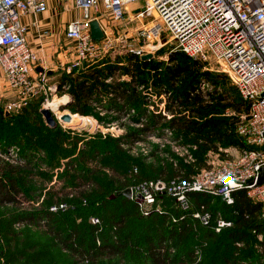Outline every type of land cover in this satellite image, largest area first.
Segmentation results:
<instances>
[{"label": "trees", "instance_id": "1", "mask_svg": "<svg viewBox=\"0 0 264 264\" xmlns=\"http://www.w3.org/2000/svg\"><path fill=\"white\" fill-rule=\"evenodd\" d=\"M205 66L204 61L180 50L171 51L167 62L154 58L144 60L135 52H131L115 61L105 59L98 64L64 74L60 77L58 90H63L64 86L68 87L71 99L67 107L81 115L91 114L98 117V112L92 110L93 106L117 111L118 115L127 113L129 109L136 110V114L130 119L143 125L137 129H129L124 135L113 139L118 149L122 143L132 144L140 139L141 135L155 133L162 121H166L162 124V129H175L178 139H183L185 144H194V160L186 162L184 158L172 156L171 161L161 164L164 158L157 156L159 165L145 166V170H151L155 176H145V172L130 173H133L140 183L153 178L166 181L177 177L191 179L200 170L210 168L208 153H218L222 147L228 145L255 147L247 144L244 137L237 132L240 114L249 111V102L241 95L237 98L230 94V90L219 88L225 78L229 77ZM119 75H128L129 78L122 79ZM109 77L113 78L111 82L106 81ZM149 77L153 78L152 83L155 89H159V94L170 92L167 110L173 115L167 120L166 115L148 113L150 111L145 106L147 100L137 89L138 84L148 83ZM202 84H210L214 89L204 92L201 90ZM229 110L230 113L227 112ZM33 113L25 108L20 117L27 120L33 115L37 119L39 113ZM118 115L111 116V119L118 118ZM143 118L146 120L142 122ZM8 119L12 120V115L5 114L4 120ZM38 119L42 121L38 120L32 127L26 122L22 123L23 120L19 123L23 124L21 131L29 137V140L21 142L19 137L22 134L19 135L18 132L10 130V127H5L4 122H0L1 144H23L24 159V164L21 165L0 158V206L11 205L16 209L1 228L6 237L12 238L13 235L19 234L13 230L17 224H39L44 221L54 240L81 264L99 263L101 260H115L114 264H131L135 256V261L140 264L192 263L195 261L196 252L204 247L205 241L197 238V226L205 228L204 235L219 237L221 243L230 247L229 257L223 256L224 264H241L242 260H252L257 255L255 243H259L264 250V240L259 241L257 238L258 233L264 234L261 203L251 199L246 189L233 192V204L206 191H191L188 194L191 206L187 210L183 209L175 198L159 194L161 212L154 211L149 216H142L136 202L123 195L126 186L113 190L115 183L108 178L102 180L103 173L98 171L97 167L86 174V169H78L72 160L70 168L76 186L88 187L96 183L99 188L95 191L99 193H94L96 195L89 201L91 193L83 189L78 193L77 198L80 201L76 203V208L67 211L54 212L50 207L28 208L27 201L30 197L26 185L31 174L25 166L31 167L35 157L34 149H42L40 143L45 140L37 131H51V145H56L61 140L59 126L52 129L44 124L42 117ZM17 121V118L13 119L12 124L15 125ZM88 146L89 144L86 147ZM98 147L93 156L100 159L102 155ZM86 158L83 155L82 160H79L88 162ZM69 193L71 192L65 194ZM219 199L221 201L217 203ZM203 205L206 209H201ZM206 210L212 214L209 225H203L201 220L194 216L195 211ZM86 211H90L91 216H98L101 222L93 224L88 220L82 225L84 228H81L76 217ZM219 214L232 221V226L223 228L221 232L216 231ZM173 217L176 220H173ZM237 242L243 243V248L238 250L235 246L237 251L231 259L233 247ZM5 247V244L0 242V259L7 257L10 261L13 258L26 257L24 251L8 252ZM36 257L37 254H33L29 261L33 262Z\"/></svg>", "mask_w": 264, "mask_h": 264}, {"label": "built area", "instance_id": "2", "mask_svg": "<svg viewBox=\"0 0 264 264\" xmlns=\"http://www.w3.org/2000/svg\"><path fill=\"white\" fill-rule=\"evenodd\" d=\"M75 2L82 8L83 14L69 21L65 30V37L74 42L78 56L71 66L77 67L84 60H102L115 47L116 43L109 34L110 27L102 23L103 15H110L114 23L123 19L130 22L138 20V39L145 44L136 54L142 57L145 51L153 53L163 45L172 43V50H180L193 58L219 65L249 102V111L240 114L237 132L247 144L255 147L240 148L238 155L225 158L217 167L204 169L191 179L174 178L168 183L162 179L146 180L130 187L131 199H137L144 215L161 212L158 203L160 193L175 198L187 210L191 206L188 195L191 191H206L233 204V192L246 189L251 199L261 203L264 217V183L258 182L264 168V0ZM46 9L44 0H0V71L16 92V100L8 104L7 111L22 108L41 90L45 94L49 90L54 93L59 91L58 80L51 82L45 72L36 70L39 58L28 42L26 25L20 21L22 14ZM94 19L99 20L103 28L104 37L101 40L92 38L91 21ZM126 33L122 39L124 41L126 37L132 38L130 30ZM126 78L129 76L124 75L122 79ZM112 79L109 77L106 81L111 82ZM67 88L64 86L59 97L70 100ZM11 151L14 152V149ZM65 208L74 209L76 204L61 202L51 207L53 211ZM201 209L206 207L203 205ZM194 216L208 224L212 214L207 210L195 211ZM91 220L95 224L101 222L95 215L91 216ZM231 225L232 221L219 217L216 231Z\"/></svg>", "mask_w": 264, "mask_h": 264}, {"label": "rangeland", "instance_id": "3", "mask_svg": "<svg viewBox=\"0 0 264 264\" xmlns=\"http://www.w3.org/2000/svg\"><path fill=\"white\" fill-rule=\"evenodd\" d=\"M141 3H143V0H141ZM102 10H104V8H102ZM106 14L108 13L106 12ZM109 16L110 15H103L102 23L110 27L109 34L114 39L113 41L116 43L115 47L110 52H108L105 58L102 60L94 62L84 60L79 66L73 67L71 66L72 63L78 60L77 53L73 47L74 42L67 39L66 41H62L61 47L63 48V50H66L67 54L62 56L60 60L56 58L52 67H45L41 64L46 68L45 73L48 75L51 82H54L55 80L59 81L61 79V76H63L64 74H69L71 71H78L86 66L98 64L105 59L115 61L118 57H124L131 52H136L141 48L142 45L145 44L142 42V40L140 41L138 39V30L136 29V21L138 20H136L135 22H130L128 19H123L122 21H117L116 23H114V21ZM128 30H130L132 38L126 37V41H124L122 39L127 34L126 31ZM118 38H121L120 41H117ZM162 41L164 42L165 39H162ZM172 47V43L163 45L159 50L152 53L153 58L156 60L167 62L170 52L174 51L172 50ZM144 53L148 54L150 52L145 51ZM61 61H63V63H61ZM204 63L206 65L205 68L210 69L214 72L217 71L220 73H224L216 63ZM49 71H51V74L49 73ZM119 76L123 78L124 75ZM152 79L153 78L149 77L148 83L145 82L143 84H138L137 89L139 93L143 94L145 96V99L147 100L145 106L147 110L150 111L148 113L156 112L166 115L167 120L173 115L171 111L167 110L170 92H162L161 94H159V89L154 88ZM219 88L230 90V94L232 96L240 98L241 93H239L240 91L238 90V87L230 80V78H225V81L220 84ZM213 89L214 87L210 84H202L201 86V90H203L204 92ZM55 93L53 90H49L45 94L41 90L35 96H33L31 100L29 99L28 103L22 108L13 109L8 113L7 106L8 104L16 100V92L15 90H12L10 88L4 78L3 73L0 71V122H4L6 125L5 127H10V130L18 132L19 135L22 134L19 137L20 142L21 140H29V137L28 134L21 131V126L23 124L19 125V123L23 120L22 123L26 122V124L31 125L32 127V125L37 123L38 120L42 121L41 119H38L42 117L44 124H46L45 118L41 113V110L44 108H47L52 112L55 120L57 121V126L60 127L58 133L61 134V140L57 142L56 145H51V140L53 137L51 131H37L38 134L43 136L46 141L44 140L45 142L42 141L40 143V147L42 149H34L35 157L33 158V164L31 165V167L29 168V166H25L30 170L31 174L29 176L30 178L27 179L26 185L29 190L27 194H29L28 196L30 197L27 201V206H29L28 208L36 209L39 207H50V210L53 211L51 207L61 202L78 204V201H80V199L77 198V196H79L78 193L83 189L86 190V192L91 193V197L88 198L89 201H91V199H93L96 195L94 193H99V191H95V189L99 188L96 183H94L93 185H89L88 187L76 186L74 180L75 177L73 176V172H71L70 168L72 160H74V162L77 164L78 169L85 168L86 171L84 172L86 174H89V171L92 168L95 169V167H97L98 171H101V173H103V178H101L102 180L108 178L109 180L112 179V181L115 183V188L113 190L119 189L124 186H126V189L132 186H138L140 184L135 175L133 173H130V171H135L137 174L145 172V176H155L151 172V170H145V166L159 165L160 162L157 160V156H159V158H164L161 161V164L171 161L172 156L176 158H184L186 162H192V160H194L192 153L196 150L194 144H185L182 141L183 139H178L177 131L175 129H162V124H164V122L166 121H162V123L158 126V131H156L155 133H150L149 135H141V138L136 140L132 144L122 143L120 149H118L113 139L124 135L129 131V129H137L143 125V123L139 121H133L130 119L132 118L133 114H136V110L129 109L127 110V113L118 115L117 111H107L105 109H100L97 106H93L92 110L94 112H98V117L91 114L82 115L84 117H88V120L66 122L62 121L60 116L65 114L64 111H69L71 113L74 112H72L68 107H65V109H60L59 105H53L54 103L58 102V99L60 98L59 96L62 94V91H55ZM43 102L45 105H43ZM63 104L64 103L60 105ZM25 108L28 111L34 113L38 112L39 115L37 116V119H35L33 115L32 118L28 117L27 120H25L24 117H20ZM56 108H58L59 110H57ZM227 112L230 113L231 111L229 110ZM232 113H234V111ZM5 114L12 115V120H4ZM117 115L119 116L118 118L111 119V116ZM16 118L18 119V121L15 125H13L12 121ZM145 120L146 119L143 118L142 122ZM48 127L51 128L50 126ZM88 144L89 146L86 147ZM22 146L23 144L4 146V144L2 145L0 142V158L13 164H24V159L22 157ZM97 146H99L98 148L101 151L102 155V158L100 159H97L95 158V156H93L94 150L97 149ZM240 148L241 147L238 146L228 145L222 147L221 151L218 153H208L207 159L210 168L205 169L217 167L218 164L225 158L238 155ZM12 149H14V152L11 151ZM106 152L109 153L106 154ZM83 155L87 157L86 159L88 160V162L79 160L83 158ZM202 170H200L198 173H200ZM150 180L156 181L157 179L153 178ZM163 181H165L166 183L170 182L166 180ZM66 192L71 193L66 195ZM57 200H59L60 202L55 203L54 201ZM131 200L136 202L142 216H149L153 213L152 212L149 215H144L143 211L136 201L137 199ZM220 201L221 200L219 199L216 202L219 203ZM158 203L161 208V203L159 201ZM67 210L69 209H61L60 211ZM15 211L16 209L14 206H0V223H2V225H0V242L5 244V248L8 252L24 251L26 257L19 259L13 258L10 261L7 260V257H2L0 259V264H81L73 256H71L69 252L62 249L61 246L54 240L51 233L48 232L47 226H45L44 221L39 224H17L13 227V230L16 233L19 232V234L13 235L12 238L6 237L3 230L1 231V228L5 226L6 220L8 219L10 214ZM54 212H59V210ZM222 216L221 214H219V217ZM76 219L77 222L80 223L81 228H84V226L82 225L85 224L88 220L93 223V221L91 220L90 211H86L83 214L78 215ZM174 219L176 220L175 217H173V220ZM203 225H209V223H203ZM196 230V232L198 233L197 238H202L205 240L203 243L204 247L200 251L196 252L197 255L195 257V261L188 264H224L223 256L227 255L229 257L228 249L230 247L221 243L218 240L219 237L212 238L204 235L205 228L203 226H197ZM260 235H262L261 237L263 238V241L264 234H257V238L259 241H261ZM254 245L257 255L252 260H242L241 264H264L263 247L259 243H255ZM235 246H237L239 250L243 248V243L237 242L236 245H234L232 250L233 255L230 256L231 259L234 257L237 251ZM33 254H37V257L33 262H30L29 259L33 256ZM136 258V256L133 257V260L131 262L138 264L139 262L135 261L137 260ZM114 261L101 260L99 263L84 262L82 264H114Z\"/></svg>", "mask_w": 264, "mask_h": 264}, {"label": "crops", "instance_id": "4", "mask_svg": "<svg viewBox=\"0 0 264 264\" xmlns=\"http://www.w3.org/2000/svg\"><path fill=\"white\" fill-rule=\"evenodd\" d=\"M44 1L47 4L46 10L22 14L20 21L27 27V39L39 58L38 66L52 67L56 58L60 60L67 54L61 47V42L66 41L67 23L82 16L83 11L75 0Z\"/></svg>", "mask_w": 264, "mask_h": 264}, {"label": "water", "instance_id": "5", "mask_svg": "<svg viewBox=\"0 0 264 264\" xmlns=\"http://www.w3.org/2000/svg\"><path fill=\"white\" fill-rule=\"evenodd\" d=\"M91 32H92V38L94 40H101L104 37V31H103V28H102L99 20L94 19L91 21ZM152 58H153L152 53H148V54H145L142 56V59H144V60H150ZM36 70L38 72H41V73L45 72V68L42 66H38L36 68ZM49 73L51 74V71H49ZM262 96L264 97V93L262 94ZM68 102L64 103L63 105H60V109H65V107H67ZM7 112L9 113V111H7ZM41 113L43 114V116L45 118V122L48 126H50L51 128L57 127V121L55 120L52 112L49 109L44 108L41 110ZM60 118L62 121H66V122H70L72 120V116L69 113H65V114L61 115ZM258 182L264 183V168H262V170H261V174L259 176ZM123 195H125L128 198H131V188H126L123 191Z\"/></svg>", "mask_w": 264, "mask_h": 264}, {"label": "bare ground", "instance_id": "6", "mask_svg": "<svg viewBox=\"0 0 264 264\" xmlns=\"http://www.w3.org/2000/svg\"><path fill=\"white\" fill-rule=\"evenodd\" d=\"M67 101H69L68 99H67V97H64V98H59L58 99V102H56V103H54L53 105H59L60 106V104H62V103H66ZM57 110H59L58 108H56ZM64 113H69V114H71V116H72V120L71 121H83V120H88V117H84V116H82L81 114H79V113H71V112H69V111H64ZM62 114H63V112H62Z\"/></svg>", "mask_w": 264, "mask_h": 264}]
</instances>
